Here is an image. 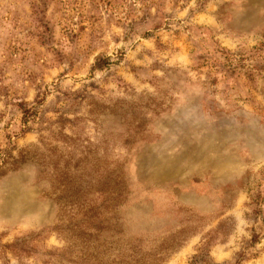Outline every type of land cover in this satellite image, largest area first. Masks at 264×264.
<instances>
[{"label": "rangeland", "instance_id": "obj_1", "mask_svg": "<svg viewBox=\"0 0 264 264\" xmlns=\"http://www.w3.org/2000/svg\"><path fill=\"white\" fill-rule=\"evenodd\" d=\"M0 264H264V0H0Z\"/></svg>", "mask_w": 264, "mask_h": 264}]
</instances>
